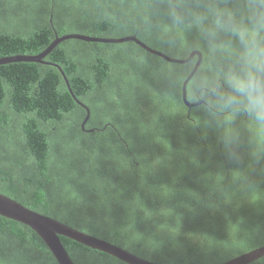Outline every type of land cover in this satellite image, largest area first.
Instances as JSON below:
<instances>
[{
	"label": "trees",
	"instance_id": "trees-1",
	"mask_svg": "<svg viewBox=\"0 0 264 264\" xmlns=\"http://www.w3.org/2000/svg\"><path fill=\"white\" fill-rule=\"evenodd\" d=\"M236 0H229L230 6ZM214 0H0V193L160 264H220L264 245V127L212 107L200 77L224 59L194 13ZM223 6V0H221ZM187 10L181 22L173 11ZM211 17L205 21L209 23ZM90 109L87 115L70 92ZM195 96V98H193ZM94 129V131H88ZM75 264H128L59 236ZM0 264H59L29 226L0 215ZM248 264H264V257Z\"/></svg>",
	"mask_w": 264,
	"mask_h": 264
},
{
	"label": "clouds",
	"instance_id": "clouds-1",
	"mask_svg": "<svg viewBox=\"0 0 264 264\" xmlns=\"http://www.w3.org/2000/svg\"><path fill=\"white\" fill-rule=\"evenodd\" d=\"M186 11L174 9L177 22ZM193 16L213 51L224 54L211 77L199 78L202 94L210 106L243 111L264 127V0H236L231 6L229 0L223 6L214 0L212 7Z\"/></svg>",
	"mask_w": 264,
	"mask_h": 264
},
{
	"label": "water",
	"instance_id": "water-1",
	"mask_svg": "<svg viewBox=\"0 0 264 264\" xmlns=\"http://www.w3.org/2000/svg\"><path fill=\"white\" fill-rule=\"evenodd\" d=\"M67 39H80L84 41H100V42H113L120 43L125 41H134L137 44L141 45L147 51L159 55L172 63H188L192 61L195 57H197V61L194 65L193 70L190 72L188 77L184 80L182 86V97L185 105L190 109L193 106L200 105L204 103L203 100H198L197 102H190L187 97V85L195 75L199 66L202 62V53L200 50L192 51L187 58H173L168 56L167 54L153 49L148 46L146 43L138 39L136 36H127L122 38H100V37H92L79 33L67 34L64 36H59L56 34L54 41L48 46L46 50L36 55H17L12 57H7L0 59V64L14 61H28V62H44L43 58L46 57L60 42ZM48 64L55 65L62 73L66 85L69 88L70 92L73 94L69 79L67 78L65 72L62 67L55 63L47 62ZM73 97L87 110V115L84 118L81 127L84 128L90 117V109L81 101H79L76 96L73 94ZM88 131H94V129H89ZM0 215L10 218L12 220L21 222L30 228H32L39 236L46 242L51 252L55 256L57 262L59 264H75L71 259L68 251L65 246L61 242L59 236H65L72 240H75L83 245H86L90 248L105 252L110 254L128 264H160L157 262H153L142 257H139L122 247L115 245L109 241L96 237L94 235L83 232L79 229H76L70 225L63 223L55 218L39 213L29 207L23 205L17 200L0 193ZM264 257V245L252 249L248 252H245L236 258H233L227 262L220 264H248L259 258Z\"/></svg>",
	"mask_w": 264,
	"mask_h": 264
},
{
	"label": "bare ground",
	"instance_id": "bare-ground-1",
	"mask_svg": "<svg viewBox=\"0 0 264 264\" xmlns=\"http://www.w3.org/2000/svg\"><path fill=\"white\" fill-rule=\"evenodd\" d=\"M53 218V217H52ZM58 220V219H57ZM66 224V223H65ZM143 258V257H142Z\"/></svg>",
	"mask_w": 264,
	"mask_h": 264
}]
</instances>
